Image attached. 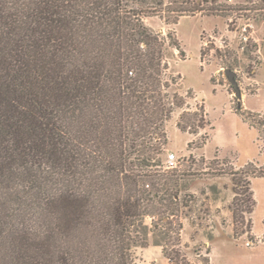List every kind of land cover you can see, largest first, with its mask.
Listing matches in <instances>:
<instances>
[{
    "label": "trees",
    "instance_id": "trees-1",
    "mask_svg": "<svg viewBox=\"0 0 264 264\" xmlns=\"http://www.w3.org/2000/svg\"><path fill=\"white\" fill-rule=\"evenodd\" d=\"M162 3L0 0V264H134L147 215L174 233L164 256L186 264L179 215L196 199L180 195L185 173L153 169L172 107L166 40L144 18ZM234 108L264 143V112ZM204 119L183 112L178 125ZM224 164L210 167L232 178L234 233L250 232L264 165Z\"/></svg>",
    "mask_w": 264,
    "mask_h": 264
},
{
    "label": "rangeland",
    "instance_id": "rangeland-1",
    "mask_svg": "<svg viewBox=\"0 0 264 264\" xmlns=\"http://www.w3.org/2000/svg\"><path fill=\"white\" fill-rule=\"evenodd\" d=\"M162 2L155 13L144 18L152 31L166 40L167 68L162 75L170 85L165 92L172 107L171 115L158 129L167 142L160 155L161 165L153 169L166 168L169 155L174 153L177 173H185L180 195L196 199L190 201L191 207L181 209V244L176 247L186 257V264H207L206 259L208 264H264V176L251 177L255 199L249 215L251 231L236 235L230 210L232 178L215 175L210 167L226 166L225 159L236 169L249 162L264 165L259 131L234 108L240 99L246 109L264 112V10L255 9L264 6L263 2ZM173 42H178L179 48ZM227 68L235 74L241 97ZM175 94L185 99L182 106L172 102ZM199 109L204 113V127L196 120L195 125L192 122L182 130L178 125L181 114ZM153 221L148 215L143 219L140 234L149 244L133 246L134 264H171L163 254V245L173 248L165 243L174 233L162 224L156 227Z\"/></svg>",
    "mask_w": 264,
    "mask_h": 264
},
{
    "label": "water",
    "instance_id": "water-1",
    "mask_svg": "<svg viewBox=\"0 0 264 264\" xmlns=\"http://www.w3.org/2000/svg\"><path fill=\"white\" fill-rule=\"evenodd\" d=\"M226 72L230 75L231 83L234 84L235 87L237 88V90H238V96L241 97V91H240L241 89L239 87V84H238L237 80L235 79L234 72L231 69H229V68L226 69Z\"/></svg>",
    "mask_w": 264,
    "mask_h": 264
},
{
    "label": "built area",
    "instance_id": "built-area-1",
    "mask_svg": "<svg viewBox=\"0 0 264 264\" xmlns=\"http://www.w3.org/2000/svg\"><path fill=\"white\" fill-rule=\"evenodd\" d=\"M167 167L169 168H176L178 167L177 158L174 153H171L167 160Z\"/></svg>",
    "mask_w": 264,
    "mask_h": 264
}]
</instances>
